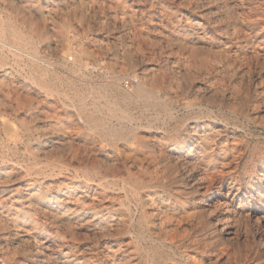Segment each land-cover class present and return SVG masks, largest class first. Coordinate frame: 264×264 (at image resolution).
Instances as JSON below:
<instances>
[{"label":"rangeland","instance_id":"1","mask_svg":"<svg viewBox=\"0 0 264 264\" xmlns=\"http://www.w3.org/2000/svg\"><path fill=\"white\" fill-rule=\"evenodd\" d=\"M0 23V264H264V0H0ZM111 108L130 142L85 119Z\"/></svg>","mask_w":264,"mask_h":264},{"label":"bare ground","instance_id":"2","mask_svg":"<svg viewBox=\"0 0 264 264\" xmlns=\"http://www.w3.org/2000/svg\"><path fill=\"white\" fill-rule=\"evenodd\" d=\"M10 24V23H9ZM4 25V24H3ZM6 25V24H5ZM8 30V28H7ZM8 32V31H7ZM19 32V31H18ZM17 32V33H18ZM5 35V29L2 26V24L0 23V36ZM20 36V35H19ZM15 37V36H14ZM17 37V36H16ZM21 39V38H20ZM4 40V39H3ZM1 37H0V48H4L7 46H11L9 44L6 43V41L4 42ZM13 40V39H12ZM15 40V39H14ZM18 43V42H15ZM18 46V45H17ZM10 50L15 53L16 55H20L21 53V49L16 47L15 45H12ZM9 50V51H10ZM135 100L139 101V100H144V102L146 103V106L149 107L151 106V104H153V102H156V100L154 99L155 97L150 95V92H148L145 88L139 86L136 90H135ZM112 109V108H111ZM119 110V109H118ZM171 110V109H170ZM169 108L167 109V114L169 117H172V114L170 112ZM81 111L84 113L85 109L83 107H81ZM122 111V110H121ZM156 116V115H155ZM85 119L88 121V123L90 124L91 128L94 130H97L99 135L102 137V139L107 140V141H120L123 143L126 142H130L131 137L134 135V130H133V118L131 115H129L128 113H124L121 112L120 114H118L117 109H112L110 111V114L108 117L106 118H102V117H93L92 115L89 114H85ZM115 119V122L112 120ZM135 124V123H134ZM90 128V129H91ZM100 137V138H101ZM102 141V140H101ZM102 143H106L103 142ZM111 143V142H110ZM113 144V143H112ZM118 146V145H117ZM124 146V145H123ZM114 148V146H112ZM116 147V146H115ZM115 152V151H114ZM119 152V151H118ZM120 154V153H119ZM107 157V156H106ZM113 158V157H112ZM166 165V164H165ZM104 167V166H103ZM112 167V166H111ZM119 170V169H118ZM121 170V169H120ZM170 170V169H169ZM101 171V170H100ZM122 171V170H121ZM120 171V172H121ZM167 172V171H166ZM165 172V173H166ZM116 173H118L116 170H108L107 168L103 170V177L107 178L108 176H116ZM148 173V172H147ZM102 174V173H101ZM139 174V173H138ZM132 175V174H131ZM135 176V174H133ZM123 176V175H122ZM149 175H146V177ZM169 176V175H167ZM117 177V176H116ZM121 177V176H120ZM140 177V175H139ZM164 177V176H163ZM166 177V176H165ZM115 178V177H114ZM112 178V179H114ZM145 178V177H144ZM143 178V179H144ZM117 179V178H116ZM146 179V178H145ZM155 179V177H154ZM153 179V180H154ZM158 179V178H156ZM106 180V179H105ZM122 180V179H121ZM129 182H134L136 183L137 180L135 178L129 177L128 178ZM142 181V180H141ZM144 181V180H143ZM104 182V181H103ZM159 182V181H158ZM133 183V184H134ZM107 184H110V182L107 181ZM145 184V183H144ZM148 184V182H147ZM212 193L213 195H206L204 197V201H199V206L201 208V210H208L209 213L211 214L212 212L215 211V209L220 206V192L218 188H213L212 189ZM222 194V193H221ZM5 196V195H4ZM105 196V195H104ZM107 198V197H106ZM3 199V198H2ZM111 200V199H110ZM90 203V202H89ZM109 207V206H108ZM142 225V224H141ZM263 238V237H262Z\"/></svg>","mask_w":264,"mask_h":264}]
</instances>
